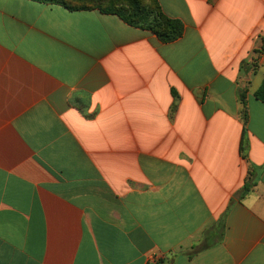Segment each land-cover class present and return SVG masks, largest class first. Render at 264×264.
I'll return each instance as SVG.
<instances>
[{"label": "crops", "instance_id": "obj_1", "mask_svg": "<svg viewBox=\"0 0 264 264\" xmlns=\"http://www.w3.org/2000/svg\"><path fill=\"white\" fill-rule=\"evenodd\" d=\"M263 77L264 0H0V264H264Z\"/></svg>", "mask_w": 264, "mask_h": 264}, {"label": "trees", "instance_id": "obj_2", "mask_svg": "<svg viewBox=\"0 0 264 264\" xmlns=\"http://www.w3.org/2000/svg\"><path fill=\"white\" fill-rule=\"evenodd\" d=\"M34 1L49 3L53 5H61L65 7L67 10L78 11V10H89L90 5L92 6V3L95 0H34ZM99 10L100 12L106 14L115 13L107 9H99ZM115 14L118 15L123 21H125L127 24L131 26L142 28V30L146 29L148 31H151L161 41L165 43L172 42L178 39L182 35L183 25L177 20H172L163 16L158 10H156L153 13V17L151 20L139 19V21H134L130 17H126L120 12H117ZM239 97L244 108L242 112V119L243 122H246L247 111H246L245 102L243 101V95L240 93ZM254 97L256 100H258L260 103L264 105V77L262 79L260 86H258L257 90L254 92ZM245 190H247V186L244 187V191Z\"/></svg>", "mask_w": 264, "mask_h": 264}]
</instances>
